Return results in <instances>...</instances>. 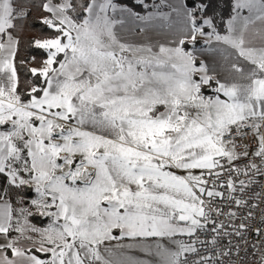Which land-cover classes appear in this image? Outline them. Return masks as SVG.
Wrapping results in <instances>:
<instances>
[{
	"label": "snow or ice",
	"instance_id": "6c2138e0",
	"mask_svg": "<svg viewBox=\"0 0 264 264\" xmlns=\"http://www.w3.org/2000/svg\"><path fill=\"white\" fill-rule=\"evenodd\" d=\"M0 264H264V0H0Z\"/></svg>",
	"mask_w": 264,
	"mask_h": 264
}]
</instances>
